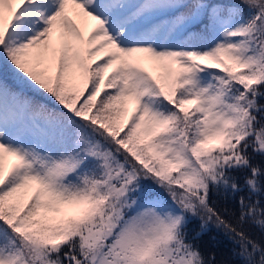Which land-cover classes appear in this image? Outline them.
<instances>
[{
    "label": "snow or ice",
    "instance_id": "snow-or-ice-1",
    "mask_svg": "<svg viewBox=\"0 0 264 264\" xmlns=\"http://www.w3.org/2000/svg\"><path fill=\"white\" fill-rule=\"evenodd\" d=\"M262 99L264 0H0V264H264Z\"/></svg>",
    "mask_w": 264,
    "mask_h": 264
},
{
    "label": "trees",
    "instance_id": "trees-1",
    "mask_svg": "<svg viewBox=\"0 0 264 264\" xmlns=\"http://www.w3.org/2000/svg\"><path fill=\"white\" fill-rule=\"evenodd\" d=\"M260 103L264 104V99H262ZM254 162L259 163L260 158H257ZM213 203L214 206L226 216L236 208L234 200H231L230 198L226 200L223 196L215 198ZM196 231H199L198 219L189 226L190 237L194 235ZM248 231L254 238H260L259 229L250 227ZM196 243L201 247V250L205 252V254H215L217 264H220L222 261H230L233 259L231 254V249L233 247L232 244L223 235V231L217 230L214 226L211 227L210 231L202 234Z\"/></svg>",
    "mask_w": 264,
    "mask_h": 264
}]
</instances>
